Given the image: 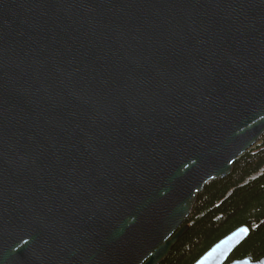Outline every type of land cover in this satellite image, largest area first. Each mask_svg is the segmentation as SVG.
Masks as SVG:
<instances>
[{"label": "water", "instance_id": "obj_1", "mask_svg": "<svg viewBox=\"0 0 264 264\" xmlns=\"http://www.w3.org/2000/svg\"><path fill=\"white\" fill-rule=\"evenodd\" d=\"M263 135L264 0H0V264H162Z\"/></svg>", "mask_w": 264, "mask_h": 264}, {"label": "trees", "instance_id": "obj_2", "mask_svg": "<svg viewBox=\"0 0 264 264\" xmlns=\"http://www.w3.org/2000/svg\"><path fill=\"white\" fill-rule=\"evenodd\" d=\"M187 224L188 232L162 264H195L243 226L251 234L227 264L264 256V135L234 162L228 178L212 180L205 186Z\"/></svg>", "mask_w": 264, "mask_h": 264}]
</instances>
